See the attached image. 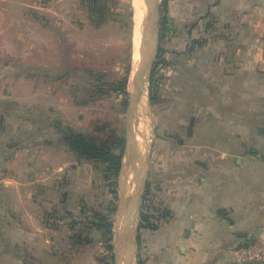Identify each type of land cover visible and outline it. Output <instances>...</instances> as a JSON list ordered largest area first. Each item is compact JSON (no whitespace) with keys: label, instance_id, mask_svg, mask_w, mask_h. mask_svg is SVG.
Here are the masks:
<instances>
[{"label":"crops","instance_id":"0c3cea01","mask_svg":"<svg viewBox=\"0 0 264 264\" xmlns=\"http://www.w3.org/2000/svg\"><path fill=\"white\" fill-rule=\"evenodd\" d=\"M51 9L0 1V264L83 263L57 214L78 215L92 182L85 164H96L60 142L64 115L49 114V95L37 88L50 72L44 12ZM166 12L170 44L193 51L187 96L194 104L186 146L159 142L158 166L170 159L176 168L158 169L169 223L146 250V264H237L243 245L264 239V0H168ZM21 84L33 94L20 97ZM247 89L256 109L244 118L230 107ZM50 212L60 225L49 224Z\"/></svg>","mask_w":264,"mask_h":264},{"label":"rangeland","instance_id":"374dc122","mask_svg":"<svg viewBox=\"0 0 264 264\" xmlns=\"http://www.w3.org/2000/svg\"><path fill=\"white\" fill-rule=\"evenodd\" d=\"M0 1L10 3L16 0ZM34 1L52 8L51 11L44 12L49 17L46 26L48 25L50 58L45 64L50 66V72L44 75V82L37 81V88L44 87L43 93L46 97L49 95L51 109L49 114H53L56 109H59L64 115V127L85 134L97 141L111 140L118 134L124 135L127 97L113 93L109 84H102L105 81L111 83L122 80L127 70L128 78L134 67L133 3L135 0H107L109 8L107 18L99 28H95L91 24L86 11L79 5L78 0ZM3 5L6 7L7 4ZM56 7L59 8L58 15L54 14ZM161 7L162 5H160ZM142 8L144 9L143 3ZM29 16L31 15L29 14ZM41 17L46 18L45 16ZM38 18H40V14ZM159 29L164 35L161 46L163 52L159 59H155L150 77L148 110L145 108L144 98L139 110L138 130L147 140L149 134L153 136V139L147 184L137 220V251L133 264L147 263L145 260L146 250L158 242V231L169 223L168 201L162 198L158 187L160 179L158 169L163 168L164 171H167L169 168H176V165L169 159L163 167L160 164L158 166L159 142L168 145L169 149L186 146L190 129L189 121L193 113H190L188 107L194 104L193 97L187 96L189 94L187 63L192 61L188 56L193 51L190 48L181 51L183 43H175L173 47L170 44L172 32L167 25L164 28L159 26ZM2 57H6L5 54ZM20 86L23 87L18 90L21 92L20 97H29L33 94L31 88L26 87V84ZM33 90L36 91V89ZM252 92L250 89L240 91L244 102L238 103L239 99H236L235 107H230L235 111L230 112L242 114L244 118H247L245 114L253 115L252 111H255L256 106L247 102L254 97V95L250 96ZM59 103L61 107L57 108L56 104L59 105ZM261 108L260 113L264 115V104ZM146 111L149 113L148 115ZM203 142L199 140L196 145L203 146ZM143 143L144 140L139 137L140 152H144ZM85 166L88 168V176L92 175V182L89 181L85 185L80 201L81 211L79 210L78 215H72L71 212L62 210L58 211L60 214L57 215L60 220L66 222L68 229L82 235L81 241L74 240L75 247H82L76 251V255H80L82 264H114L112 227L111 241L105 242L101 232H97L91 223L97 221V216H104L113 226L121 193L123 192L125 196L129 195L134 186L132 172L127 165L121 164L116 179L115 200L111 193L114 177L111 176L109 181L105 180V176L108 174L105 171L106 166L101 164L94 167L87 164ZM127 169L128 171H126ZM125 172L131 174L128 191H124L122 188V174ZM84 173L86 174V172ZM111 209H114V212H111ZM51 213H49V224L60 225V222H57L58 219ZM74 217L76 219H72ZM73 222H77V225L72 226ZM64 237H67L66 234ZM70 237L68 236L67 241L70 240ZM86 238L91 239V242L85 243L84 239ZM134 244L135 242L131 238L126 244L127 254L128 250L133 249Z\"/></svg>","mask_w":264,"mask_h":264},{"label":"water","instance_id":"95a60500","mask_svg":"<svg viewBox=\"0 0 264 264\" xmlns=\"http://www.w3.org/2000/svg\"><path fill=\"white\" fill-rule=\"evenodd\" d=\"M163 0H143L144 17L140 39L139 57L134 70L128 75L126 85L127 106L125 112V147L122 165H127L132 172L133 188L129 195L122 192L117 207L116 219L112 226V248L114 264H133L137 251V220L139 218L142 197L145 192L148 172L150 149L153 136L148 140L138 130L140 106L145 99L148 110L150 77L160 46V21ZM147 115L149 114L146 111ZM139 137L144 140V152L138 148ZM123 188V187H122ZM238 237H246V233H237ZM133 238V249L126 252V244Z\"/></svg>","mask_w":264,"mask_h":264},{"label":"trees","instance_id":"16d2710c","mask_svg":"<svg viewBox=\"0 0 264 264\" xmlns=\"http://www.w3.org/2000/svg\"><path fill=\"white\" fill-rule=\"evenodd\" d=\"M168 0L162 1L161 7V21L160 26L164 28L166 24V4ZM107 0H78L79 5L86 11L87 16L91 24L95 28H99L107 18L108 5ZM164 35L160 31V46L157 58L161 57L163 52L162 41ZM127 74L128 70L125 71V76L120 81H113L107 83L106 81L102 84H109L110 90L117 95H126L127 85ZM100 89V88H99ZM101 90V89H100ZM99 90V92H100ZM60 142L70 151L76 158L85 160L87 162H93L94 164L105 165L106 176L105 180L109 181L111 176L114 177L113 189L111 193L116 200L117 194V175L121 169V160L123 157L125 147L124 135H115L111 140L101 139L100 141L95 140L85 134L75 132L74 130L66 127H59ZM114 212V209H111ZM95 222L91 223L92 227L97 231L101 232L102 238L105 242L111 241V227L112 223L107 220L104 216H97ZM79 223V222H78ZM77 225V222H73L72 226ZM70 239L81 241L82 235L73 232ZM75 240V241H76ZM85 243L91 242V239H84ZM75 245V244H74Z\"/></svg>","mask_w":264,"mask_h":264},{"label":"bare ground","instance_id":"6f19581e","mask_svg":"<svg viewBox=\"0 0 264 264\" xmlns=\"http://www.w3.org/2000/svg\"><path fill=\"white\" fill-rule=\"evenodd\" d=\"M143 0H135L133 3V9H134V34H135V43H134V54H133V61H138L139 57V45H140V38H141V31H142V21H143V15H144V9L142 8ZM136 63L134 64V68L136 66ZM133 68V70H134ZM128 171V169L126 170ZM131 175V174H130ZM130 175L128 173L122 174V183H123V190L128 191V187L130 186ZM129 193V192H128Z\"/></svg>","mask_w":264,"mask_h":264},{"label":"built area","instance_id":"2783aa9c","mask_svg":"<svg viewBox=\"0 0 264 264\" xmlns=\"http://www.w3.org/2000/svg\"><path fill=\"white\" fill-rule=\"evenodd\" d=\"M238 252L244 260L237 264H264V239L249 241Z\"/></svg>","mask_w":264,"mask_h":264}]
</instances>
